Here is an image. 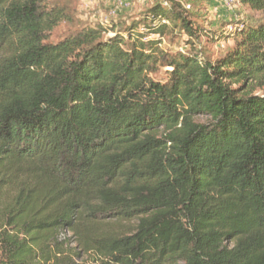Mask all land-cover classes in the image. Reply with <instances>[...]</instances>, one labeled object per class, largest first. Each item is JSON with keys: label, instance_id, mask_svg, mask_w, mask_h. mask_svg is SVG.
Here are the masks:
<instances>
[{"label": "trees", "instance_id": "1", "mask_svg": "<svg viewBox=\"0 0 264 264\" xmlns=\"http://www.w3.org/2000/svg\"><path fill=\"white\" fill-rule=\"evenodd\" d=\"M168 4L51 43L61 0H0V264H264V20L211 60Z\"/></svg>", "mask_w": 264, "mask_h": 264}, {"label": "rangeland", "instance_id": "2", "mask_svg": "<svg viewBox=\"0 0 264 264\" xmlns=\"http://www.w3.org/2000/svg\"><path fill=\"white\" fill-rule=\"evenodd\" d=\"M72 17L69 21L60 22L51 32L48 42L56 43L67 35L85 25L97 23H113L117 31L126 33L129 27L134 28V34L150 38L148 29L152 24L147 18L149 11L155 5L162 3L166 7L170 0H61ZM172 1V0H171ZM181 5L182 11L191 20L196 34L193 36L181 27L168 26L162 43V48L170 52H199L211 60L224 55L235 45L234 38L222 35L230 33V27L239 22H254L264 20V11H256L241 1L233 10L227 9L221 0H173ZM117 9V12L113 10ZM145 25V26H144ZM111 35V33H110ZM156 37V36H151ZM168 68L161 69L155 77L165 80ZM255 93L264 94V86L257 85ZM200 121H207L208 116L200 115Z\"/></svg>", "mask_w": 264, "mask_h": 264}, {"label": "built area", "instance_id": "3", "mask_svg": "<svg viewBox=\"0 0 264 264\" xmlns=\"http://www.w3.org/2000/svg\"><path fill=\"white\" fill-rule=\"evenodd\" d=\"M239 2H240V0H221V3L223 4V6L227 9H230V10H233L234 8H236V6L238 5ZM113 12H117V9L113 10ZM241 27H243L242 22H239L235 26V28H241ZM235 28L230 27L231 30H234Z\"/></svg>", "mask_w": 264, "mask_h": 264}]
</instances>
